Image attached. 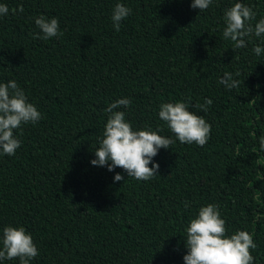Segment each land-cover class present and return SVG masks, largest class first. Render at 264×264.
I'll use <instances>...</instances> for the list:
<instances>
[{
	"label": "trees",
	"instance_id": "1",
	"mask_svg": "<svg viewBox=\"0 0 264 264\" xmlns=\"http://www.w3.org/2000/svg\"><path fill=\"white\" fill-rule=\"evenodd\" d=\"M237 2L257 13L253 26L264 18V0H213L201 12L193 0H0L9 8L0 16V83L16 80L42 114L15 130V156L0 154V236L7 226L31 233L39 252L31 264H184L185 229L208 204H219L228 236H253L254 264H264V219H255L264 216V165L255 163L264 160V53L253 52L261 38L239 49L223 38L225 10ZM117 3L132 9L119 32ZM40 15L58 18L63 35L33 38L43 35ZM225 72L239 88L219 84ZM122 98L133 130L175 139L158 113L183 101L205 116L211 137L160 149L149 181L93 166L105 109ZM206 98L213 103L199 112Z\"/></svg>",
	"mask_w": 264,
	"mask_h": 264
},
{
	"label": "clouds",
	"instance_id": "2",
	"mask_svg": "<svg viewBox=\"0 0 264 264\" xmlns=\"http://www.w3.org/2000/svg\"><path fill=\"white\" fill-rule=\"evenodd\" d=\"M213 4V0H193L192 9L205 11ZM21 6L19 12H23ZM12 14L17 9H11ZM132 9L123 3H117L112 10L113 27L117 32L121 29V21L130 16ZM9 13L6 4H0V16ZM257 13L245 3L237 2L225 10L223 38L233 42L234 49L245 48L252 37L261 38L260 44L254 45L256 56L264 53V18L253 26ZM35 24L40 33L34 35L35 39H44L62 36L58 18H48L44 15L35 17ZM235 76H240L239 72ZM219 84L231 91L240 86L241 81L235 79L233 73L225 72L218 81ZM259 87V86H257ZM213 101L206 98L203 104L197 103L195 108L206 113ZM253 99L249 104H255ZM130 98H122L111 103L105 111L109 113L108 120L100 141V146L94 152L96 159L91 161L93 166L107 167L109 172L116 168L123 169L128 177L137 181H149L159 176L160 165L153 163L160 149H169L178 140L181 144L193 143L200 147L205 146L212 131V125L205 116L190 111L191 105L187 102L177 101L160 105L159 118L165 122L175 139L162 136V129L152 130L145 127L143 130H133L132 124L126 120V113L118 109L129 108ZM42 119L37 106L29 102L25 91L16 80L0 83V154L15 156L21 147V140L15 134L28 123L36 124ZM22 134V133H21ZM255 136V131L249 133ZM260 150L264 152V135L259 137ZM236 155H240L239 146ZM255 163L264 165V160L258 159ZM152 167H149V165ZM257 179L264 180V173L257 171ZM124 180V176L117 173L115 182ZM259 200L260 196L253 197ZM187 206V205H186ZM256 220L264 216L255 215ZM187 254L183 257L184 264H254L255 258L250 250H255L253 236L246 230H239L228 236L226 221L222 218L219 204H208L199 209L198 215L190 221L185 229ZM0 261L19 260V264H31L39 254L31 233L23 226H7L0 236Z\"/></svg>",
	"mask_w": 264,
	"mask_h": 264
}]
</instances>
